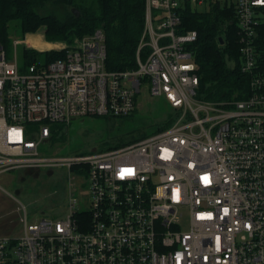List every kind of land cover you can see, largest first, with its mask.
<instances>
[{"label":"built area","instance_id":"1","mask_svg":"<svg viewBox=\"0 0 264 264\" xmlns=\"http://www.w3.org/2000/svg\"><path fill=\"white\" fill-rule=\"evenodd\" d=\"M144 6L135 70L106 71L100 30L59 48L63 58L24 72L0 45V175L75 169L85 172L89 193L81 210L70 180L67 214L57 220L27 224L21 207L23 235L0 236V264H264V0ZM186 6L233 13L223 27L235 35L242 97H198V33L180 32ZM145 83L172 110L168 128L80 156L37 152L54 123L132 114ZM184 212L189 226L181 231Z\"/></svg>","mask_w":264,"mask_h":264},{"label":"trees","instance_id":"2","mask_svg":"<svg viewBox=\"0 0 264 264\" xmlns=\"http://www.w3.org/2000/svg\"><path fill=\"white\" fill-rule=\"evenodd\" d=\"M144 5L145 0H0V45L6 53L11 33L18 35L20 41L26 38L24 43L29 48L20 50L22 68L19 69L24 71L29 65L63 58L64 51H44L61 45L47 44L43 38L49 43L70 45L74 40L100 30L107 50L104 61L106 71L135 70L137 47L143 36ZM232 17L233 13L224 8L192 12L188 6L182 9L180 15V32L195 30L198 33L193 46L198 64V97L206 101L242 97L241 92L246 87V79L238 73L233 28L223 27ZM41 28L43 38L40 35L24 38ZM147 54L148 49L143 48L140 60H145ZM39 57H43L41 62H37ZM231 61L236 62L233 68ZM173 120L170 115L167 122L157 127V131L168 128ZM56 132L55 127L51 128V135ZM135 141L138 140H130L114 148Z\"/></svg>","mask_w":264,"mask_h":264},{"label":"rangeland","instance_id":"3","mask_svg":"<svg viewBox=\"0 0 264 264\" xmlns=\"http://www.w3.org/2000/svg\"><path fill=\"white\" fill-rule=\"evenodd\" d=\"M197 10L204 9L198 7ZM41 31L42 28L39 32ZM17 37L18 35L11 33L7 60H15L17 67L22 68L20 50L29 47L24 43L26 35L23 41ZM42 59L43 57H39L37 62ZM148 86L147 83L143 84L142 90L136 95V108L128 116H83L71 120L68 125L54 123L51 128L55 127L57 132L50 136V141L41 143L37 152L43 157L80 156L97 150H108L127 141L140 140L154 134L159 125L167 122L172 110L164 105L162 98L151 97ZM70 180L75 186L73 197L78 199L80 209H88L89 193L85 172L75 169L69 172L65 168L55 167L41 170L27 168L1 174L0 236L15 239L23 235L24 225L20 218L24 213L21 207L26 211L27 224H35L43 218H64L67 214ZM188 226L189 218L184 212L180 220L181 231H185Z\"/></svg>","mask_w":264,"mask_h":264},{"label":"crops","instance_id":"4","mask_svg":"<svg viewBox=\"0 0 264 264\" xmlns=\"http://www.w3.org/2000/svg\"><path fill=\"white\" fill-rule=\"evenodd\" d=\"M27 35H33V34H26V36H27ZM37 35H40L41 38H43V30H42L41 32L37 33ZM43 40H44L45 43H47V44H51V45H52V44H59V45H61V46L63 47V44H64V43H61V42H52V43H49V42H46L44 38H43ZM59 48H61V47L59 46V47H55V48L48 49V50H44V51L58 50ZM38 51H39V50H38Z\"/></svg>","mask_w":264,"mask_h":264},{"label":"water","instance_id":"5","mask_svg":"<svg viewBox=\"0 0 264 264\" xmlns=\"http://www.w3.org/2000/svg\"><path fill=\"white\" fill-rule=\"evenodd\" d=\"M219 41H220V44H222V43H223V40H222L221 38L219 39Z\"/></svg>","mask_w":264,"mask_h":264}]
</instances>
